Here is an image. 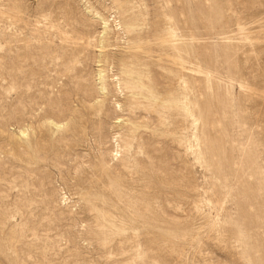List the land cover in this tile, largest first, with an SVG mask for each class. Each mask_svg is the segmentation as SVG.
<instances>
[{"label":"rangeland","instance_id":"rangeland-1","mask_svg":"<svg viewBox=\"0 0 264 264\" xmlns=\"http://www.w3.org/2000/svg\"><path fill=\"white\" fill-rule=\"evenodd\" d=\"M0 264H264V0H0Z\"/></svg>","mask_w":264,"mask_h":264},{"label":"bare ground","instance_id":"bare-ground-1","mask_svg":"<svg viewBox=\"0 0 264 264\" xmlns=\"http://www.w3.org/2000/svg\"><path fill=\"white\" fill-rule=\"evenodd\" d=\"M216 8V7H215ZM88 12L91 14L92 12H93V10H88ZM88 13V14H89ZM216 15V14H215ZM95 19H99L100 21H102L103 22V31H101V36L98 38V40H97V42L99 43V45L101 46V49H102V47H103V43H104V41H105V38H106V36H107V34H108V32L107 31H109L108 30V26H106V23L103 21V19L100 17V15L98 14V13H95ZM216 16H218V14L216 15ZM99 34V35H100ZM105 47V46H104ZM221 48H222V46H221ZM223 53H225L224 55H228V54H230L231 53V49L229 48V47H227L226 45H224V48H223ZM229 56V55H228ZM111 60V59H110ZM100 62H102V61H98L97 63H100ZM99 67V69L97 70V73H96V77H97V81H98V83H97V87H98V89H97V91L98 92H100L99 94H102V96H104V95H106V93H107V86H108V84H107V81H106V79H107V71L106 70H104V69H102L100 66H98ZM125 78L127 79V77L125 76ZM124 79V78H123ZM108 80V79H107ZM121 80V79H120ZM120 80L119 79H115L114 81H115V86H116V88L119 90V89H121V87H122V84H121V82H120ZM112 81V80H111ZM124 81V80H123ZM122 81V82H123ZM114 82H112V84H113ZM124 83V82H123ZM127 83V82H126ZM111 86V85H110ZM109 88V87H108ZM105 98V97H104ZM98 107H100L101 108V106L99 105ZM118 109H120V106L118 105ZM50 121V120H49ZM121 123V122H120ZM49 125H52L53 127H55V128H57V130H61V129H63L65 126H63V128L61 127L62 125H60V124H58V123H54V122H50V124ZM200 126H201V138H202V140H201V142L202 141H206V142H208L209 143V145H208V149H207V151H208V154L210 155H212V154H217V153H219L223 148H222V143H217L216 144V142L215 141H213L212 139L210 140L207 136H206V132H207V122L205 121V117L202 115L201 117H200ZM21 135H23V136H27V133L26 132H21ZM214 138V137H213ZM222 141V140H221ZM215 142V143H214ZM212 159L214 158V156H212L211 157ZM210 158V159H211ZM214 161V160H213ZM210 163H213L212 161H209ZM217 164V163H216ZM218 166H220L219 164H217V168H219ZM212 167L214 168V165H212Z\"/></svg>","mask_w":264,"mask_h":264}]
</instances>
